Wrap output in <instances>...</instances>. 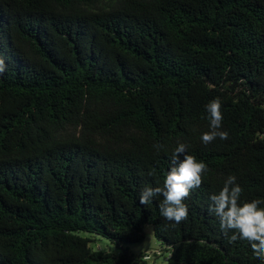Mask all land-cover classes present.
<instances>
[{"label": "trees", "instance_id": "trees-1", "mask_svg": "<svg viewBox=\"0 0 264 264\" xmlns=\"http://www.w3.org/2000/svg\"><path fill=\"white\" fill-rule=\"evenodd\" d=\"M0 58V264H146L148 226L168 264H264L210 211L229 175L264 198V0H0ZM177 141L210 169L179 224L139 203Z\"/></svg>", "mask_w": 264, "mask_h": 264}, {"label": "clouds", "instance_id": "clouds-1", "mask_svg": "<svg viewBox=\"0 0 264 264\" xmlns=\"http://www.w3.org/2000/svg\"><path fill=\"white\" fill-rule=\"evenodd\" d=\"M5 71V63L0 58V74ZM210 120V130L201 135L204 145L215 139L227 140L229 133L221 130L223 116L219 97L205 105ZM154 147L159 150L163 145L157 143ZM188 144L177 141L172 154V166L167 172L163 187L145 186L139 194V203L147 205L157 196H162L160 215L167 221L176 224L188 218V205L185 198L190 196V190L198 189L202 184V176L210 171L204 161H198L194 155L187 154ZM243 188L237 183L235 175H229L224 181L218 194L210 196L212 204L210 211L219 219L221 230L227 234L230 242L238 240L250 244L256 258L264 262V198L239 203Z\"/></svg>", "mask_w": 264, "mask_h": 264}, {"label": "rangeland", "instance_id": "rangeland-1", "mask_svg": "<svg viewBox=\"0 0 264 264\" xmlns=\"http://www.w3.org/2000/svg\"><path fill=\"white\" fill-rule=\"evenodd\" d=\"M145 236L146 239L143 243L130 245L128 247L130 254L135 257H138L142 254L152 255V259L148 260L146 264H168L167 258L169 257V253L162 251L164 247L155 238L153 228L151 226L145 228ZM99 245L101 246L103 251H117L116 247L110 244V242H108L107 240H100ZM161 251L163 252V255H161Z\"/></svg>", "mask_w": 264, "mask_h": 264}, {"label": "built area", "instance_id": "built-area-1", "mask_svg": "<svg viewBox=\"0 0 264 264\" xmlns=\"http://www.w3.org/2000/svg\"><path fill=\"white\" fill-rule=\"evenodd\" d=\"M144 259H145L146 261L151 260V259H152V255H150V254H146L145 257H144Z\"/></svg>", "mask_w": 264, "mask_h": 264}]
</instances>
